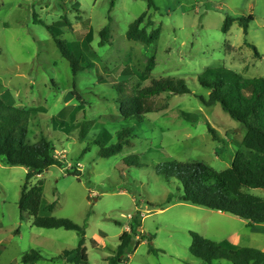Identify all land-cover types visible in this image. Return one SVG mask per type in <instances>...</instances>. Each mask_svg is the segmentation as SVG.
<instances>
[{
  "label": "rangeland",
  "instance_id": "374dc122",
  "mask_svg": "<svg viewBox=\"0 0 264 264\" xmlns=\"http://www.w3.org/2000/svg\"><path fill=\"white\" fill-rule=\"evenodd\" d=\"M153 2L155 8L149 0H0V96L15 107L36 111L30 138L35 142L40 134L47 135L65 165L49 167L29 182L32 187L43 181V202L56 204L40 216L85 227L87 264H108L135 218L141 227L123 264H205L190 253L191 232L264 251V224L249 227L228 213L180 203L179 182L158 172L162 164L194 160L224 171L242 149L246 129L220 104L204 103L210 92L198 76L209 68H227L244 78H264V0ZM144 13L154 22L149 31L161 29L160 39L151 45L126 37ZM228 16L238 21L224 33ZM63 17L71 27L62 28L59 38L82 48L93 64L78 76L40 23L52 25ZM249 17L253 21L245 34L240 20ZM109 22L111 44L100 47L99 32ZM89 29L94 39L85 46ZM152 58L154 71L142 81ZM98 74L106 79L99 81ZM111 76L138 89L153 79H183L190 93L173 96L166 110L133 124V146L103 158L94 139L132 127L123 122ZM89 122L93 128L81 139L80 126ZM66 127L73 130L69 135ZM27 172L0 161V264H23V255L31 250L44 257L35 264H74L77 253L54 259L79 246L76 231L39 228L28 216L21 220L19 201ZM248 192L264 198L263 190Z\"/></svg>",
  "mask_w": 264,
  "mask_h": 264
},
{
  "label": "trees",
  "instance_id": "16d2710c",
  "mask_svg": "<svg viewBox=\"0 0 264 264\" xmlns=\"http://www.w3.org/2000/svg\"><path fill=\"white\" fill-rule=\"evenodd\" d=\"M149 7L155 8L153 0H149ZM109 20L111 22V18ZM145 20L147 23L143 25ZM237 21L235 17H226L222 31L228 33ZM251 21H253L252 17L240 20L245 34L248 33ZM110 22L99 32L100 47L111 44ZM40 23L52 35L63 58L70 63L74 76L92 67V62L85 59L82 48L59 38L62 28L71 27V22L67 17H63L52 25ZM153 24L151 16L147 13L142 14L129 26L127 39L145 45L157 42L161 36V29L149 31L148 28ZM93 39L94 32L89 29L83 44L88 46ZM154 67V58H152L146 70L140 75L142 81L150 79ZM98 78L99 81L106 79L101 74H98ZM109 80L113 83L114 90L117 91L116 101L123 122L131 124L132 127L122 126L115 136L105 131L94 139L93 144L100 148L98 156L103 158H110L120 154L125 147L133 146V124L142 123L148 114L166 110L173 96L190 93L185 80L173 77L153 79L149 86L140 89L129 87L126 81L118 83L112 76ZM198 81L210 92L208 100H203L204 103L207 106L220 104L233 120L242 124L246 129L242 149L236 152L232 165L224 171H217L194 160L165 163L158 166V172L167 180L179 182L178 190L181 194L178 201L180 203L228 213L244 219L249 227L264 224V198L248 192L249 190L264 191V78L249 79L227 68H209L198 76ZM162 95L165 97L158 101L155 100ZM35 117V110L15 107L8 103L3 95L0 96V161L7 166H22L28 170L19 201L21 220H24L25 216L32 217L36 227L63 228L76 231L81 236L76 249L65 250L54 260H66L72 254L77 253L72 263L87 264L85 227L65 218L40 216L41 211L52 212L56 204L43 202V181H39L32 187L29 186V182L42 175L47 168L65 167L64 161L56 154V146L47 135L40 134L35 142L30 138L29 128ZM92 125L93 122H89L80 126L81 139H86L93 128ZM72 131L71 127L64 129L68 135ZM136 165L141 166L140 163ZM140 227V221L135 218L130 230L120 236L116 254L107 258L108 264H123L128 260L134 238ZM190 236L192 238L190 253L204 261L205 264H214L219 260H227L232 264H264L263 250L240 247L227 240L215 242L196 232H191ZM152 240L153 236L149 237V241ZM151 250L155 252L152 246ZM42 259L44 257L40 251L31 250L23 255L21 262L35 264Z\"/></svg>",
  "mask_w": 264,
  "mask_h": 264
},
{
  "label": "crops",
  "instance_id": "0c3cea01",
  "mask_svg": "<svg viewBox=\"0 0 264 264\" xmlns=\"http://www.w3.org/2000/svg\"><path fill=\"white\" fill-rule=\"evenodd\" d=\"M245 223H247L244 219H242ZM129 230H130V228H129ZM228 241V240H227ZM230 242L231 243H233V244H235L234 242H232L231 240H230ZM235 245H237V244H235ZM240 247H242V246H240ZM251 248V247H250Z\"/></svg>",
  "mask_w": 264,
  "mask_h": 264
}]
</instances>
